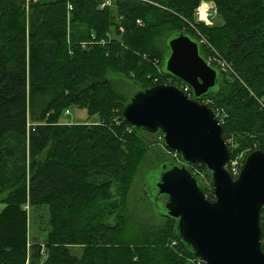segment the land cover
Here are the masks:
<instances>
[{
  "label": "trees",
  "instance_id": "16d2710c",
  "mask_svg": "<svg viewBox=\"0 0 264 264\" xmlns=\"http://www.w3.org/2000/svg\"><path fill=\"white\" fill-rule=\"evenodd\" d=\"M201 1L114 0L100 10L99 0H0V193L8 192L0 200V264H26L27 203L50 215L44 243L30 246L29 264H190L194 257L171 221L148 226L128 215L131 189L154 142L129 132L121 117L129 100L116 80L141 89L162 84L153 81L152 61H164L175 34H194L190 24ZM206 1L216 11L196 25L211 46L205 58L234 70L221 74L230 77L210 96L227 114L223 138L254 136L252 152L264 151V0ZM214 14L220 23L208 26ZM92 34L97 44L79 47ZM72 107L97 115L99 124H61ZM260 226L264 252V210Z\"/></svg>",
  "mask_w": 264,
  "mask_h": 264
},
{
  "label": "water",
  "instance_id": "95a60500",
  "mask_svg": "<svg viewBox=\"0 0 264 264\" xmlns=\"http://www.w3.org/2000/svg\"><path fill=\"white\" fill-rule=\"evenodd\" d=\"M167 46L162 71L187 85L192 98L172 85L137 87L122 110L126 124L141 133L160 134L162 148L180 156L181 163L166 162L157 169L155 192L148 194L154 203L165 197L163 217L204 264H264V151L250 153L240 177L232 179L222 126L212 109L199 103L218 91L220 71L185 32L169 38ZM196 163L212 175L213 200L188 169Z\"/></svg>",
  "mask_w": 264,
  "mask_h": 264
},
{
  "label": "rangeland",
  "instance_id": "374dc122",
  "mask_svg": "<svg viewBox=\"0 0 264 264\" xmlns=\"http://www.w3.org/2000/svg\"><path fill=\"white\" fill-rule=\"evenodd\" d=\"M32 1V0H30ZM36 1V0H35ZM49 1V0H45ZM215 6L212 2H210V9L209 12L214 13ZM29 15V14H28ZM219 18L217 14H214L212 19L209 20L208 26H214L215 24H218ZM73 31L70 32V39H72ZM69 38V37H68ZM202 51H204V46L202 47ZM234 72V70L232 71ZM231 71L223 72L224 74H232ZM150 75V74H149ZM156 75V74H155ZM157 76V75H156ZM151 74L152 77H156ZM161 74L158 73L157 78L160 79ZM227 77V79L230 77V75H224L221 79L222 87L225 85L224 79ZM232 77V76H231ZM167 80L165 76H162V80ZM120 84V89L124 93L125 97L130 100L131 97L136 93L138 90L135 86L133 87L128 81L125 79L116 80ZM213 102V108L216 109V114L221 115L222 118L225 119V123L227 120V114L222 108L223 106H219L215 104L214 100L211 99ZM70 114L65 115L62 114L60 118L61 124H68V125H74V124H98L99 123V117L92 116L90 117L88 114V111L84 108H78V107H72L70 108ZM225 125V124H224ZM227 139L231 141V144L228 146L229 150L231 152V157H234L237 153H239L237 156L240 157L241 162L245 163L246 157L252 152V150L255 147V144L251 141L253 140L254 136L251 138L243 137V133L240 132H234L227 134ZM150 141L154 142V146H152L149 150L148 156H146L145 163L142 166V169L139 172V175L137 177L136 182L133 184V187L131 189V193L129 195V210L128 215L133 220H136L139 224L142 225H150V226H161L165 223V218L163 217L164 211L163 206L166 202L165 197H160L159 203H154V201L150 198V195L148 192H155V186L156 183V176L155 174H158V168L163 165V162H171V163H181L180 158L176 156H170L165 153V151L162 150L161 143H159V137L158 135H149L147 136ZM240 144V145H239ZM240 146V147H239ZM233 152H232V151ZM25 152H26V162L27 163V175H28V182H29V161H30V148L28 141L25 143ZM190 172L197 178V180L200 182V185L202 188L206 191V195L210 196L212 195L213 187L211 185V181L209 177L212 179L213 184V178L210 173L206 170L205 166L203 164H193L190 167H188ZM157 170V171H156ZM153 178V181L151 179ZM113 192H116L113 189ZM8 197V192H1L0 193V200H4ZM111 204L114 203V199L110 201ZM4 205H0V211ZM24 208L27 213V228H28V245H27V257L26 262L30 257V246L33 245V243H44V236L46 232V225L49 223L50 215L47 212V209L41 207L40 209L31 208L30 205L27 203L24 205ZM148 225V226H149ZM172 242V241H171ZM169 242V243H171ZM177 249V248H175ZM79 251V250H78Z\"/></svg>",
  "mask_w": 264,
  "mask_h": 264
},
{
  "label": "built area",
  "instance_id": "2783aa9c",
  "mask_svg": "<svg viewBox=\"0 0 264 264\" xmlns=\"http://www.w3.org/2000/svg\"><path fill=\"white\" fill-rule=\"evenodd\" d=\"M29 1L30 0H28V3H29ZM134 1H140V2L148 3L149 0H134ZM113 3H114V0H99V9L104 10V9L110 8L113 5ZM209 9H210V6L208 4H206L205 2H202V5L196 10V16H197L198 22H203L206 20V15H207V12L209 11ZM67 10H68L67 22L69 24L70 23V14L73 10V6L70 3L67 6ZM137 24L139 26H142L143 21L139 19V20H137ZM197 24H199V23L196 22L195 24H191V28L193 29L195 36L200 41L201 45L204 46V49L206 48L207 45H208V47H211L208 43H206V40H204L200 31L197 29V26H196ZM96 40H97L96 35L92 34L90 39L85 40V41H81L78 43V45H79V47L84 49L86 47V45H88L91 42H94ZM103 41H104V45H106L108 42H110V41H106V40H103ZM68 43L70 45H72V41H71L70 37L68 38ZM71 54H72V52H71ZM142 57H143V59H145L147 61H151V58L148 54H143ZM152 63H154V66L157 69H159V66H160V60L159 59H156V58L153 59ZM210 63L215 65L216 67H218L223 72H227L228 70L232 71L231 67L227 63H225V61L221 60L220 58L213 57L210 60ZM158 80H159V78L153 79L154 83L158 82ZM168 81H169V83H172L171 79H169ZM175 84L178 85V82ZM180 87L183 89V91L187 95H189L191 97L190 89L188 87H186L184 85H181ZM203 103L210 106L211 108L213 107V102L211 99H207V100L203 101ZM212 109H213L214 113L216 114V112H215L216 109L215 108H212ZM67 113H69V112H67ZM216 116H217L221 126H223L225 124V119L222 118L221 115L216 114ZM115 124L119 125L120 121L118 119H116ZM226 143L229 146L231 144V141L226 139ZM238 154L239 153H237L234 157H231V155H230L229 162H228L227 167H226L230 176L232 177V179L234 181L240 177L242 169H243V163L241 162L240 157L237 156ZM177 245H178V242L174 241V240L170 243V246L172 248H176ZM189 262H190V264H204L201 260H199L197 258L189 259Z\"/></svg>",
  "mask_w": 264,
  "mask_h": 264
},
{
  "label": "bare ground",
  "instance_id": "6f19581e",
  "mask_svg": "<svg viewBox=\"0 0 264 264\" xmlns=\"http://www.w3.org/2000/svg\"><path fill=\"white\" fill-rule=\"evenodd\" d=\"M149 2V1H148ZM213 3V2H212ZM214 4V3H213ZM215 6V5H214ZM207 13H212V12H207ZM191 25V24H190ZM202 35V34H201ZM202 37L204 38V40H206V43H208L209 44V42L207 41V39L202 35ZM83 41H85V40H83ZM101 44H104V41H102V42H100ZM93 44H97L96 43V41H94V42H91L90 44H88V45H86V47L83 49V50H86L87 48H89L91 45H93ZM206 48H210V47H208V45L206 46ZM214 56H209L208 58H207V60L210 62V60L213 58Z\"/></svg>",
  "mask_w": 264,
  "mask_h": 264
}]
</instances>
